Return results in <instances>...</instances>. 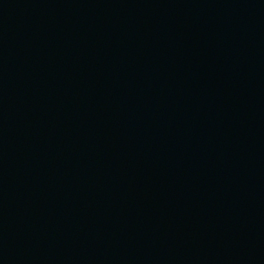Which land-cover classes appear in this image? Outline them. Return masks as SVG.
<instances>
[{
	"label": "water",
	"instance_id": "obj_1",
	"mask_svg": "<svg viewBox=\"0 0 264 264\" xmlns=\"http://www.w3.org/2000/svg\"><path fill=\"white\" fill-rule=\"evenodd\" d=\"M0 264H264V0H0Z\"/></svg>",
	"mask_w": 264,
	"mask_h": 264
}]
</instances>
